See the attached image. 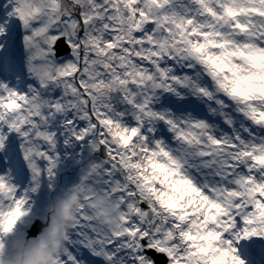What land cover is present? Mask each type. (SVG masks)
<instances>
[{
    "label": "snow or ice",
    "instance_id": "6c2138e0",
    "mask_svg": "<svg viewBox=\"0 0 264 264\" xmlns=\"http://www.w3.org/2000/svg\"><path fill=\"white\" fill-rule=\"evenodd\" d=\"M72 195L54 264H264V0H0V264Z\"/></svg>",
    "mask_w": 264,
    "mask_h": 264
},
{
    "label": "clouds",
    "instance_id": "9594fccd",
    "mask_svg": "<svg viewBox=\"0 0 264 264\" xmlns=\"http://www.w3.org/2000/svg\"><path fill=\"white\" fill-rule=\"evenodd\" d=\"M77 202V195L57 198L55 210L47 225L41 227L35 235L26 233L24 242L8 264H54L55 257L62 249L64 232L72 221Z\"/></svg>",
    "mask_w": 264,
    "mask_h": 264
}]
</instances>
